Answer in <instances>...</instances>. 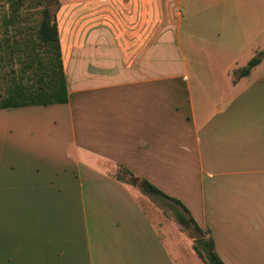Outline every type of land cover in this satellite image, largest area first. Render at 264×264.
I'll use <instances>...</instances> for the list:
<instances>
[{"label": "crops", "instance_id": "1", "mask_svg": "<svg viewBox=\"0 0 264 264\" xmlns=\"http://www.w3.org/2000/svg\"><path fill=\"white\" fill-rule=\"evenodd\" d=\"M56 24L67 102L0 109V264H204L152 198L264 264V0H59Z\"/></svg>", "mask_w": 264, "mask_h": 264}, {"label": "trees", "instance_id": "2", "mask_svg": "<svg viewBox=\"0 0 264 264\" xmlns=\"http://www.w3.org/2000/svg\"><path fill=\"white\" fill-rule=\"evenodd\" d=\"M58 9L59 0H11L7 11L0 14V109L67 102L56 24ZM263 57L264 52L257 54L241 75L248 74ZM127 173L128 180L117 179L138 185L145 195L167 198L144 179ZM171 201L183 211L175 214L177 224L183 229H193L200 236L192 243L199 259L204 264H223L209 233L195 224L177 200Z\"/></svg>", "mask_w": 264, "mask_h": 264}, {"label": "rangeland", "instance_id": "3", "mask_svg": "<svg viewBox=\"0 0 264 264\" xmlns=\"http://www.w3.org/2000/svg\"><path fill=\"white\" fill-rule=\"evenodd\" d=\"M10 1L11 0H0V14L7 11ZM22 12H24V9H23ZM125 179L128 180V178H125ZM152 200H153L154 206L152 208L149 207L148 210L153 212L154 209H156L155 213L158 214L159 221L162 220V221H165L166 223H168V222L171 223L172 226H173V233L179 232V234H181V236L183 238L187 239V241L191 245H192V243L194 242L195 239L200 237L199 234L197 232H195L193 229H183L177 224V222L175 220V214L178 213V212L182 213V211H180V209H177L176 206H174L173 204L170 205L167 202H163V201L160 202V199L152 198ZM188 252H189V255H190L189 256V261L191 262V258H192V261H193L196 257H194V256L192 257L191 256L192 253H191L190 249H189ZM195 262H197V261L194 260L193 264ZM197 264H201V263L198 261Z\"/></svg>", "mask_w": 264, "mask_h": 264}]
</instances>
